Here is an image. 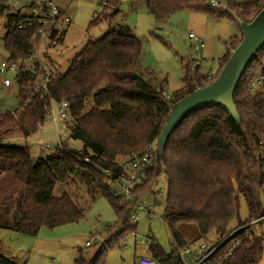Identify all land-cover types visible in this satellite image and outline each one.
I'll use <instances>...</instances> for the list:
<instances>
[{"label": "trees", "instance_id": "obj_1", "mask_svg": "<svg viewBox=\"0 0 264 264\" xmlns=\"http://www.w3.org/2000/svg\"><path fill=\"white\" fill-rule=\"evenodd\" d=\"M123 1L133 7L140 0H103L102 10L93 15L91 24L117 14ZM220 1L225 7L214 6L209 0H145L149 13L161 24L184 10L242 24L252 21L264 7V0ZM11 2L0 0V17L6 16L5 59L24 61L37 45L32 40L40 25L18 29L16 24L30 14H7ZM241 39L236 35L225 41V53L215 60L217 76ZM141 49L140 38L127 24H115L102 37L89 40L66 72H53L45 95L30 91L35 76L15 82L22 106L14 113L0 111V232L7 229L33 235L42 227L78 222L85 215L78 200L66 191L61 196L53 193L57 184H73L77 178L85 182L92 199L104 195L117 221L123 226L135 225L130 231H136L138 224L130 222L133 208L114 193L111 182L123 169L118 157L140 156L156 141L154 166L135 192L145 194L143 188L150 191L162 174L167 178L163 207L173 250L165 253L154 238L148 244L150 255L159 264H182L176 246L187 247L213 233L220 240L252 217L264 224V218L259 219L264 215V96L249 90L264 47L250 61L234 92L239 119L221 104L193 111L164 145H159L158 138L171 109L188 93L211 82L205 79L203 58L200 64L192 60L184 63L183 59V86L168 100L164 97V78L158 81L155 71L142 66ZM51 101L55 108L63 101L69 103L70 119L61 122L70 131V138L81 140L82 146L73 148L58 139L53 155L36 158L27 146L9 138L16 133L28 137L38 130ZM87 105L90 107L85 111ZM107 170L112 171L110 177L105 174ZM241 194L249 206L246 219L239 216ZM241 232L242 245L229 264H258L264 239L252 231ZM118 241L110 239L92 257L81 256L76 264H105L107 249ZM0 264L21 263L0 253Z\"/></svg>", "mask_w": 264, "mask_h": 264}, {"label": "rangeland", "instance_id": "obj_2", "mask_svg": "<svg viewBox=\"0 0 264 264\" xmlns=\"http://www.w3.org/2000/svg\"><path fill=\"white\" fill-rule=\"evenodd\" d=\"M102 1L57 0V4L59 3V6L64 7L71 23L60 26L59 33H55L53 36L55 42L47 40L39 47L42 58L54 72L64 73L89 40L102 37L115 24L125 23L141 40L142 66L155 71L158 74V81H161L162 77L164 78V97L170 100L171 94L176 93L183 86V59L186 63L187 60H190L189 55H196L194 49L188 45L186 31L189 27L187 23L176 16L181 14H174L167 23L161 24L156 22L149 13L145 0L138 1L137 5L133 7L128 4V1H123L117 14H110L106 21L91 24L90 20L93 15L103 8ZM30 3L31 0H12L11 9L7 11V14L12 12H20L22 15L31 14ZM221 6L225 7L224 4ZM5 21L6 16H1L0 61L8 56L3 38ZM239 24L241 25V21ZM234 28L237 29V34L240 32L237 36L242 38V30L236 26ZM221 47L220 51L224 48L223 42H221ZM201 65L204 73L213 72L208 80L211 83L215 81L219 67L215 60L204 61L203 59ZM6 77L8 75L0 73V111L14 113L22 106L23 101L19 96V87L15 82L11 86L4 85L3 80ZM89 107L87 105L84 110L87 111ZM63 123H58L57 126L53 123L44 127L39 126L40 128L28 137L16 133L9 140L27 146L36 158H46L53 155L58 139L67 141L73 148H80L82 146L81 140L70 138V131ZM68 124L69 122L66 125ZM47 144L50 147H45ZM156 144L157 141L150 146L155 148ZM124 157L120 156L118 159L124 162L122 159ZM166 179V176L162 174L151 190L143 188L145 194H142L147 195L146 198L149 200H154V204L156 203L157 206L156 212L163 215L162 219L158 216L149 220L143 216L136 227V231H130L131 227L135 225L123 226L117 221L115 210L104 195L97 194L92 199L87 192V185L81 178H77V182L73 184H57L53 193L56 196H61L64 191L70 193L78 200L80 207L85 209L84 217L78 222H69L56 227H42L37 234L33 235L5 229L0 235V253L9 257L12 254L15 256L14 259L21 264L24 262L26 264H76L81 256L92 257L100 246L105 245V243L108 244L110 239H116L119 240L118 243H114L111 248L107 249L105 264H136L135 257L138 254H151L148 251V244L152 238L158 241L165 253H170L173 250V239L169 225L164 219L165 207H163L168 187ZM120 190V188L119 190L114 189V193L119 195ZM159 191L162 192V195H159ZM135 194L138 193L135 192ZM239 216L241 219H246L249 216V206L242 194L240 196ZM237 231L239 233L242 231L241 235L244 231L246 233L252 231L255 236L264 239V224L253 220V217L248 223L238 226L232 232ZM207 238L217 240V235L213 233ZM144 240H146L145 243ZM87 242H90V247H87ZM258 264H264V253Z\"/></svg>", "mask_w": 264, "mask_h": 264}, {"label": "built area", "instance_id": "obj_3", "mask_svg": "<svg viewBox=\"0 0 264 264\" xmlns=\"http://www.w3.org/2000/svg\"><path fill=\"white\" fill-rule=\"evenodd\" d=\"M71 1L73 2L74 0ZM209 2L214 6H221L220 0H209ZM102 3L105 4V2ZM30 6L32 7V13L27 19L19 21L16 27L18 29H27L29 26L39 24L40 26L32 40L37 45L28 59L24 61H17L14 58L1 60L0 73L8 75L3 80L6 86H11L13 82H17L21 77L35 76L36 79L32 82L30 91H38L42 96L49 91V82L54 71L46 63L45 59L42 58L39 47L47 40L55 42V38L52 37L53 33H59L60 26L67 25L71 21L64 7L59 6V3L57 4V0H31ZM188 34L196 54L189 55L190 60L196 64H200L202 59L201 47L204 45V40L194 31H189ZM260 63L259 70L249 84V90L253 94L264 96V57ZM213 67H215L214 64ZM204 74L205 79H208L213 75V72L207 71ZM54 104V101H51L46 105L48 111L44 122L41 124L42 127L52 123L57 125L61 120L70 119L69 103L67 101L61 102L60 106L56 108ZM154 155L155 149L153 146H150L140 156H132L125 159L121 163L123 169L118 178L111 182L112 189L119 190L120 188L119 195L125 202L128 201L133 208L130 217V222L132 223L138 224L143 216L149 220L153 217L159 216L161 219L163 217V215H159L156 212L157 206L152 200L146 198L145 195L135 194V189L145 182L149 170L154 166ZM111 173V170L105 172L107 177H110ZM159 192V195H162V192ZM262 218H264V215L259 219ZM143 242L145 243L146 240ZM242 242V237H240L239 231H237L228 234L220 240L206 239L183 248L176 246V250L182 264H229L237 258V250L241 247ZM90 246V242H87V247ZM135 262L136 264H159L149 253L138 254L135 257Z\"/></svg>", "mask_w": 264, "mask_h": 264}, {"label": "water", "instance_id": "obj_4", "mask_svg": "<svg viewBox=\"0 0 264 264\" xmlns=\"http://www.w3.org/2000/svg\"><path fill=\"white\" fill-rule=\"evenodd\" d=\"M241 30L243 36L240 43L232 50L215 81L188 93L171 109L158 138L159 145L165 144L176 127L190 113L211 105L221 104L233 117L239 119V111L234 102V92L250 61L264 47V7L252 21L242 23Z\"/></svg>", "mask_w": 264, "mask_h": 264}, {"label": "crops", "instance_id": "obj_5", "mask_svg": "<svg viewBox=\"0 0 264 264\" xmlns=\"http://www.w3.org/2000/svg\"><path fill=\"white\" fill-rule=\"evenodd\" d=\"M237 1L247 2L249 0H237ZM174 14H181L176 16L182 19L183 21L185 20L187 26L189 27V29L186 32L188 35V45L190 47H191L190 45L191 40L189 39V34H188L189 31H194L196 34H198L200 37L203 38L204 46L202 48L201 56L204 59V61L216 60L217 57L224 54L225 53L224 48L222 51H220L221 50L220 48H222L221 42L225 44L226 40L240 33L238 32L237 34L236 33L237 29L234 28V26H236L239 30L241 29V25L239 24V22H233V21L229 22L227 20H212L208 18L204 13L201 12L197 13L188 10L179 11ZM3 231L4 230H1L0 235ZM10 256L13 258L15 257L12 254Z\"/></svg>", "mask_w": 264, "mask_h": 264}]
</instances>
